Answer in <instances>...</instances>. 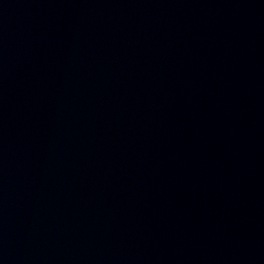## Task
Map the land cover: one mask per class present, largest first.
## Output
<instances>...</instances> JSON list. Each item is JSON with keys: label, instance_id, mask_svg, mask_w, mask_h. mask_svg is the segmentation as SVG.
I'll list each match as a JSON object with an SVG mask.
<instances>
[{"label": "water", "instance_id": "water-1", "mask_svg": "<svg viewBox=\"0 0 264 264\" xmlns=\"http://www.w3.org/2000/svg\"><path fill=\"white\" fill-rule=\"evenodd\" d=\"M0 264H264V0H0Z\"/></svg>", "mask_w": 264, "mask_h": 264}]
</instances>
